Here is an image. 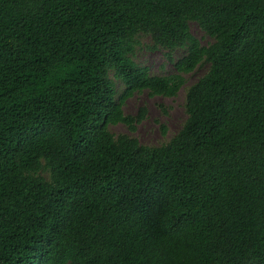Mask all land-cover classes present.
<instances>
[{
  "label": "trees",
  "instance_id": "16d2710c",
  "mask_svg": "<svg viewBox=\"0 0 264 264\" xmlns=\"http://www.w3.org/2000/svg\"><path fill=\"white\" fill-rule=\"evenodd\" d=\"M203 64L167 142L111 132ZM0 264H264V0H0Z\"/></svg>",
  "mask_w": 264,
  "mask_h": 264
},
{
  "label": "rangeland",
  "instance_id": "374dc122",
  "mask_svg": "<svg viewBox=\"0 0 264 264\" xmlns=\"http://www.w3.org/2000/svg\"><path fill=\"white\" fill-rule=\"evenodd\" d=\"M192 34L197 37L203 45H209L213 38L206 34L196 22L190 23ZM134 59L141 65L149 68L153 75H171L176 72L174 62L166 55V49L154 47L149 35L141 34L138 38ZM186 54V48H177L173 52V59L177 60ZM208 69V64H203L195 71L185 75L186 84L174 97L162 95H150L147 90L135 92L127 98L123 105L126 114L136 115L139 110L145 108V116L136 126L135 131H130L124 123L111 124V132L118 136L120 134H131L138 138L143 144L160 145L174 136L183 125L187 114L185 112V88L195 83ZM118 90L124 89V84L116 80ZM165 128L166 133H163Z\"/></svg>",
  "mask_w": 264,
  "mask_h": 264
}]
</instances>
